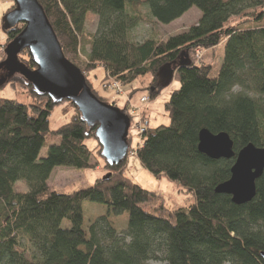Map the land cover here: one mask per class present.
I'll list each match as a JSON object with an SVG mask.
<instances>
[{"label":"trees","instance_id":"trees-1","mask_svg":"<svg viewBox=\"0 0 264 264\" xmlns=\"http://www.w3.org/2000/svg\"><path fill=\"white\" fill-rule=\"evenodd\" d=\"M38 2L65 58L83 73L100 101L105 103L86 73L97 66L108 84L129 86L149 78L151 100L178 83L164 104L168 124L145 126L134 154L154 178H167L192 194L195 203L170 210L153 192L125 177L129 153L113 166L103 160L107 174L90 187L67 194L50 188L55 168L80 171L94 166L88 140H95L99 156L101 148L96 127H88L68 101L61 104L65 115L71 113L68 123L50 130L51 113L59 105L1 66L6 45L23 30L19 24L6 30L0 67L7 76L0 78V89L9 84L32 102L0 98V264H264V172L256 182L255 197L235 205L230 196L215 193L230 178L235 158L211 160L198 150L202 129L227 134L235 157L248 144L264 148V27L229 24L249 11L259 24L264 0ZM13 7L12 3L4 17ZM191 8L200 18L186 31L165 41L134 38L133 30L143 21L169 25ZM89 13L97 17V26L82 67L78 52ZM221 49L222 64L217 77L211 78L212 63L197 62L195 53L215 57ZM17 61L29 70L36 68L27 49ZM127 109L121 111L129 116ZM127 140L131 149L129 133ZM46 145V155L41 156ZM86 202L107 210L88 227V238L83 229ZM124 214L126 229L117 232L109 218ZM65 221L67 227L62 226Z\"/></svg>","mask_w":264,"mask_h":264},{"label":"water","instance_id":"water-1","mask_svg":"<svg viewBox=\"0 0 264 264\" xmlns=\"http://www.w3.org/2000/svg\"><path fill=\"white\" fill-rule=\"evenodd\" d=\"M13 9L3 18L4 29L22 24L23 30L5 47L1 66L18 74L33 90L55 104L68 101L78 110L88 127H96L95 138L107 165L122 163L129 150L130 118L112 104L100 101L86 83L83 73L67 60L38 0H12ZM27 49L34 70L25 68L17 56ZM166 74H171L169 71ZM198 150L211 160H231L230 178L219 184L215 193L231 197L235 205L249 203L256 194V182L264 172V148L248 144L235 157L233 142L225 133L212 134L202 129Z\"/></svg>","mask_w":264,"mask_h":264},{"label":"rangeland","instance_id":"rangeland-1","mask_svg":"<svg viewBox=\"0 0 264 264\" xmlns=\"http://www.w3.org/2000/svg\"><path fill=\"white\" fill-rule=\"evenodd\" d=\"M10 0H0V38L2 44L6 41V30L2 20L5 12L10 6L8 3ZM11 2V1H10ZM142 12L146 16V8H142ZM249 11L247 17L233 18L229 24L240 25V28H253L264 27V18L256 24L252 21V13ZM200 18V12L196 8H191L180 19L174 21L169 25H161L155 21H143L133 30V36L136 41H143L145 39H156L165 41L168 37L176 35L183 31H186L189 27L195 25ZM97 26V17L93 14L86 15L84 41L81 39V46L78 52V63L84 67L87 64V53L89 50V40L92 34L95 33ZM2 49H0V52ZM195 59L197 62L205 61L212 63L213 70L210 77L215 78L218 75L220 66L222 64V49L217 50L214 56H209V53L200 52L199 55L195 53ZM206 55V56H205ZM5 68V67H4ZM0 67V78L4 80L7 73ZM89 83L96 94L104 99L105 103L116 105L117 108L122 110L128 108V114L131 116V128L129 129V136L131 138V145L128 153L127 166L124 172L125 177L133 181L142 189L153 192L159 199H162L164 206L170 210H176L179 208H186L195 203V198L192 194H186L181 191V188L175 183L169 181L165 177L160 179L154 178L148 171H146L140 164L138 158L134 154V150L138 147L141 141V137L138 135V130L135 128V123L139 120L142 121V127L147 126L150 129L157 128L161 125H167L168 119L166 111L164 109L165 102L169 99V92L179 87L178 83L173 82L172 85L164 90L158 98L151 100L149 90L146 89L149 83V78L142 82H135L133 85L121 86L120 84L109 81L105 83L103 81L104 71L102 67H98L92 71H87ZM148 97V102L143 103L142 98ZM0 98L16 99L19 103L28 105L32 102V99L21 93L20 90L7 84L4 88L0 89ZM62 104V103H61ZM58 104L50 116L49 129L56 130L62 125L68 123L70 114H64V106ZM134 110V112H133ZM86 145L94 149L95 157L91 161L94 164L93 167L86 170H73L66 168H55L50 176L48 184L52 190L57 193L67 194L76 190L90 187L97 179L103 178L107 171L104 168V161L101 156L97 154V145L95 140H88ZM47 152V145L43 147L41 156H45ZM19 185V184H18ZM20 187V185H19ZM83 229L86 238H88V227L99 217L104 216L107 212L106 207L100 204L83 203ZM109 222L111 226L117 231L122 232L126 229L128 223V215L124 214L120 217H110ZM68 222H63L62 226L67 227ZM147 264H164L161 261H149Z\"/></svg>","mask_w":264,"mask_h":264},{"label":"built area","instance_id":"built-area-1","mask_svg":"<svg viewBox=\"0 0 264 264\" xmlns=\"http://www.w3.org/2000/svg\"><path fill=\"white\" fill-rule=\"evenodd\" d=\"M1 44H2V41L0 38V49H3V45H1ZM199 53H200V51L197 52L198 55H199ZM114 84L117 85L116 83H114ZM142 101H143V103L148 102V97L144 96V98H142ZM133 112H134V110H133ZM129 118H130V122H131L132 121L131 116H129ZM131 124H130V128H131ZM135 128H136V130H138V135H139V133H142L145 129L144 127H142V121L141 120H139L137 123H135Z\"/></svg>","mask_w":264,"mask_h":264},{"label":"crops","instance_id":"crops-1","mask_svg":"<svg viewBox=\"0 0 264 264\" xmlns=\"http://www.w3.org/2000/svg\"><path fill=\"white\" fill-rule=\"evenodd\" d=\"M11 1V0H10ZM8 2V3H5V6H6V4L8 5V6H11L12 5V3H13V1L12 2Z\"/></svg>","mask_w":264,"mask_h":264}]
</instances>
